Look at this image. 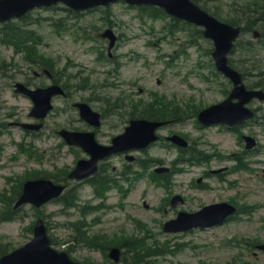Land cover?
Instances as JSON below:
<instances>
[{"label":"rangeland","instance_id":"374dc122","mask_svg":"<svg viewBox=\"0 0 264 264\" xmlns=\"http://www.w3.org/2000/svg\"><path fill=\"white\" fill-rule=\"evenodd\" d=\"M233 1L240 0H207V3L222 17L238 21L241 17L236 16ZM261 1L256 0L259 5ZM251 6L259 9L254 2ZM107 7L75 16L61 5L53 10H36L28 21V27L36 28L38 34L43 35L41 50L55 60L57 67L66 65L68 76L76 79L84 76L83 81L88 86L84 90L71 86L70 98H57L41 130L30 133L9 125L14 121H31L32 103L13 91V82L23 77L20 73L13 78L7 72L15 73L17 67H7L5 74L0 73V246L11 250L27 242L32 236L28 226L40 214L47 221L56 248L66 250L72 243L76 244L70 254L77 260L90 257L100 264L104 260L102 250L109 240L114 235L125 237L123 232H126L144 240L150 253L162 249L153 257V264H264V253L254 257L253 251L241 250L237 245L244 237H258L264 241V127L259 122L243 130L256 134L260 140V152L249 159L251 168L228 175L225 182L210 177L209 188H205L196 187L193 180L205 169L233 165L234 160L227 155L243 150L238 135L220 127L200 128L196 118L176 120L160 130V134L182 132L199 147L220 150L225 155L214 152L210 162L186 167L171 178L169 188H165L153 181L151 170L157 159H162L163 163L156 166H171L180 151L160 140L144 151L134 152L140 162L148 164L144 167L137 163L131 165L142 177L131 184L125 181L122 193L108 183L71 181L61 201L50 202L40 211L26 205L13 218L5 219L8 206L16 203L18 191L28 177L48 172L62 179L77 160L87 157L81 148L68 146L57 133L66 125L86 128L73 106L82 97L94 108L106 110V118L98 130L102 143H108L126 126L119 110L109 109L110 103L122 102V98L148 100L158 94L173 101L179 99L186 107L204 108L225 97L223 89L227 86L222 82L225 80L211 72L213 67L206 48L212 44L207 39L191 29H180V23L172 24L174 21L170 17L154 18L124 2ZM56 21L59 24L62 21L65 26L57 30L53 24ZM107 27H113L120 36L110 61L99 59L98 51L102 47L108 53L107 40L99 36ZM260 31H264V26ZM248 39H253L252 34L245 35L244 40ZM261 41L258 50L261 47L262 50L256 63L264 68V35ZM237 51L235 57H238ZM13 55L14 49L0 39V65L11 61ZM16 62L22 69L29 70L30 65L20 55H16ZM261 74L253 70L249 80L256 82L263 77ZM33 81L36 80L33 78ZM20 141L25 144H18ZM112 165L119 169L125 166L123 160L116 157L109 167ZM175 194L185 197V203L178 208L171 204ZM230 198L240 203H256L254 211L205 230L177 234L163 230L164 223L176 217L180 210L195 211L206 204ZM67 205L74 207L67 208ZM85 236L88 239H84Z\"/></svg>","mask_w":264,"mask_h":264},{"label":"water","instance_id":"95a60500","mask_svg":"<svg viewBox=\"0 0 264 264\" xmlns=\"http://www.w3.org/2000/svg\"><path fill=\"white\" fill-rule=\"evenodd\" d=\"M58 0H0V21L10 19L13 16H19L23 14L27 9H30L34 6L39 5H48L54 3ZM74 6L79 7H89L98 3H106L113 0H64ZM131 2H147L153 4H160L164 6L169 12L180 16L183 19H187L191 22H195L199 25L206 26L205 34L206 36L212 37L217 46V52L214 53L218 65L223 69L235 82L236 90H241L240 76L236 75L232 70L226 65V56L230 48V42L234 39L236 31L231 29L229 26L221 24L212 16L203 12L198 6L193 4L190 0H129ZM76 6V7H77ZM48 97H40L37 99L35 97L37 106L35 111L38 113L40 110L43 114L46 111V108L49 106V97L52 94V91H48ZM233 93V94H234ZM219 108V107H214ZM220 109V108H219ZM40 114V113H38ZM204 119V117H202ZM219 120V118H217ZM156 127L155 124L144 122V121H135L134 125L127 129L126 134L116 138L115 143L128 144L127 147H143L148 144L153 137V129ZM63 134L68 138L70 142H77L84 144L86 148L91 152L92 148L95 146L92 143L84 142L82 136L76 133L63 132ZM114 149H108V153L113 152ZM97 156V155H95ZM96 169L94 163L80 162L78 168L73 173L74 176H84L90 174ZM63 189V187H57V189L52 185V183L47 181H36L29 182L26 185L25 192L21 197V202L23 201H32L36 204H39L43 200H46L48 197L56 196ZM228 210L223 206H209L206 207L203 211L196 214H184L181 213L177 220L169 222L166 225V230L178 231L192 228L193 226L198 225H207L214 224L222 221L226 217V211ZM44 244V243H43ZM48 244L44 245V248L41 250L34 249L32 244L24 248L22 251H18L14 255H8L1 259L0 264H59L61 259L60 256L54 254L53 251L47 248Z\"/></svg>","mask_w":264,"mask_h":264},{"label":"trees","instance_id":"16d2710c","mask_svg":"<svg viewBox=\"0 0 264 264\" xmlns=\"http://www.w3.org/2000/svg\"><path fill=\"white\" fill-rule=\"evenodd\" d=\"M149 116H150V114H149ZM157 117V116H156Z\"/></svg>","mask_w":264,"mask_h":264}]
</instances>
